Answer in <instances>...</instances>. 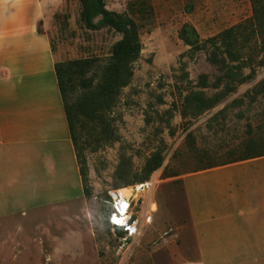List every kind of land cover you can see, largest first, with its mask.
<instances>
[{
  "label": "rangeland",
  "instance_id": "374dc122",
  "mask_svg": "<svg viewBox=\"0 0 264 264\" xmlns=\"http://www.w3.org/2000/svg\"><path fill=\"white\" fill-rule=\"evenodd\" d=\"M152 15H141L140 2ZM136 3V6H131ZM108 11L142 19V53L134 76L114 108L105 116L112 135L102 127L79 134V168L83 200L59 207L0 219V264H185L198 252L191 230L183 178L229 163L250 138L264 137V96L254 88L264 80L258 67L260 40L244 50L248 63L243 85L210 110L194 116L193 99H217L218 68L207 51L191 52L180 38L193 28L205 42L242 25L253 15L250 0H104ZM132 8H131V7ZM38 33L47 34L59 62L96 61L87 79L98 81L122 36L113 30L91 31L81 22L80 0H47ZM236 63L235 65H237ZM107 139V140H106ZM109 139V140H108ZM159 155L161 167L149 180L140 179L147 162ZM249 181L261 179L264 164L245 170ZM150 183L138 193L133 214L140 234L120 250L122 234L107 224L110 193ZM152 217L146 224V218Z\"/></svg>",
  "mask_w": 264,
  "mask_h": 264
},
{
  "label": "crops",
  "instance_id": "0c3cea01",
  "mask_svg": "<svg viewBox=\"0 0 264 264\" xmlns=\"http://www.w3.org/2000/svg\"><path fill=\"white\" fill-rule=\"evenodd\" d=\"M47 0H0V219L84 199L47 34ZM264 157L183 178L198 260L264 264V188L245 170Z\"/></svg>",
  "mask_w": 264,
  "mask_h": 264
},
{
  "label": "trees",
  "instance_id": "16d2710c",
  "mask_svg": "<svg viewBox=\"0 0 264 264\" xmlns=\"http://www.w3.org/2000/svg\"><path fill=\"white\" fill-rule=\"evenodd\" d=\"M250 1L252 17L242 25L232 27L217 37L201 42L196 31L186 26L180 33L181 40L191 48V52L207 51L210 63L216 66L221 73V76L217 78V88L221 85L226 86L225 91L217 93L215 101L203 100L201 97L193 99L198 109L194 116L214 108L238 86L251 79V75L243 76L242 73L249 66L243 59V53L253 39L260 40L259 49L263 54L257 66L264 67V0ZM80 4L81 22L86 29L91 31L110 29L120 34L122 39L115 45L108 63L98 70L99 78L96 82L86 78L90 70L97 68L94 60L69 61L55 65L58 86L77 159L80 157L81 150L79 134L86 125H91V132L100 129L101 125L103 126L102 134L112 135L104 118L116 105L121 91L131 83L134 76V64L140 59L143 50L140 39L142 19L134 16V9L131 10V14H116L106 9L104 0H80ZM134 5L136 6V3L131 6ZM138 7V12L143 15V18L145 15L153 14L152 8L147 6L146 1L140 2ZM236 63L238 64L235 65ZM254 93L256 96H264V80L254 88ZM261 157H264V137L262 139L250 138L244 143L243 151L236 159L217 167ZM161 164L162 160L159 155L152 156L140 180L148 181L151 174L157 171ZM209 169L212 167L204 170ZM80 173L83 178L82 169Z\"/></svg>",
  "mask_w": 264,
  "mask_h": 264
},
{
  "label": "built area",
  "instance_id": "2783aa9c",
  "mask_svg": "<svg viewBox=\"0 0 264 264\" xmlns=\"http://www.w3.org/2000/svg\"><path fill=\"white\" fill-rule=\"evenodd\" d=\"M145 185L129 188L131 190L129 195L122 194V190L110 193V213L107 219V224L112 231L123 235L120 239L121 251L131 240L135 239L140 234L141 226L139 220L135 219L133 214V203L137 198L138 193L144 192L152 186L150 184L151 186L145 189ZM138 187H141L140 191L138 190ZM151 219L152 217H147L146 224H150Z\"/></svg>",
  "mask_w": 264,
  "mask_h": 264
},
{
  "label": "bare ground",
  "instance_id": "6f19581e",
  "mask_svg": "<svg viewBox=\"0 0 264 264\" xmlns=\"http://www.w3.org/2000/svg\"><path fill=\"white\" fill-rule=\"evenodd\" d=\"M146 186H150V184H147L144 187H146ZM140 188L141 187H138V190L139 191H140ZM120 190H122V194H125V195H129L131 193V190L130 189H120Z\"/></svg>",
  "mask_w": 264,
  "mask_h": 264
}]
</instances>
